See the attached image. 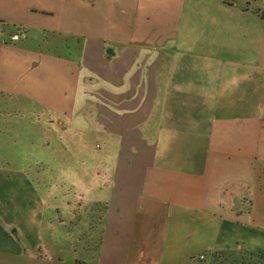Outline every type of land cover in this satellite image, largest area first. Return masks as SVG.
Returning a JSON list of instances; mask_svg holds the SVG:
<instances>
[{
    "label": "crops",
    "instance_id": "0c3cea01",
    "mask_svg": "<svg viewBox=\"0 0 264 264\" xmlns=\"http://www.w3.org/2000/svg\"><path fill=\"white\" fill-rule=\"evenodd\" d=\"M253 7L0 0V264L264 258V16ZM53 163L75 198L42 188ZM88 179H101L92 193ZM98 207L91 249L69 229ZM40 222L64 227L70 248L26 240Z\"/></svg>",
    "mask_w": 264,
    "mask_h": 264
},
{
    "label": "rangeland",
    "instance_id": "374dc122",
    "mask_svg": "<svg viewBox=\"0 0 264 264\" xmlns=\"http://www.w3.org/2000/svg\"><path fill=\"white\" fill-rule=\"evenodd\" d=\"M229 1V0H228ZM254 1V7L252 10L254 13L259 12L261 17L264 16V0H253ZM261 19V18H260ZM262 21V20H260ZM39 138V135L37 133V139ZM58 150V149H57ZM99 150V149H98ZM58 154V151L57 153ZM55 154V155H56ZM49 156V154H48ZM18 160V159H16ZM39 160V159H37ZM45 161L51 160V159H43ZM54 162V160H53ZM54 163L52 164V170L49 174V178L47 182L39 181L40 183H43L44 185L42 188L47 190L48 192H51L53 195L58 191L57 196H55V199L60 202V200H68L73 199L75 196L73 195L75 191L74 190L77 185L74 184V181H71L73 184H69L70 177L62 178L54 172ZM99 181L101 179L94 180H81L82 184L80 185L81 188H90L91 193L93 190H95V186L99 185ZM20 217H22V214L20 211H18ZM11 214V213H9ZM102 214H103V208L98 207L94 208L89 212H84L80 214L82 215L83 219L88 218V222H79L78 220L75 221V225L70 228L69 230L74 234L75 237H81L85 241V246L88 248H97L98 240L100 238V232H101V223H102ZM9 220H12L11 215H8ZM66 218V215H65ZM68 219V218H67ZM19 222V221H16ZM34 222V221H33ZM36 224H38V221L36 220ZM54 225L51 228H46L49 225V222L46 223V227H44V224L40 222V228L35 225V228H31L29 226L25 227V233H26V240H28L31 243L39 244L43 248V250L46 248V250H49L50 252H55V250H59L60 247L62 249L67 250L70 248V244L72 240L66 239L65 231L66 229L63 227H59V223L54 222ZM16 230V229H14ZM13 230V233H14ZM75 246V245H74ZM72 251V250H71ZM204 252V251H203ZM215 254H219V259H215L218 257ZM200 255L199 251L195 252V256L191 258V264L193 260ZM204 255L206 256V260L202 264H264V258L260 257H251L246 256L242 257L238 255L233 250H222V251H212V252H204Z\"/></svg>",
    "mask_w": 264,
    "mask_h": 264
},
{
    "label": "built area",
    "instance_id": "2783aa9c",
    "mask_svg": "<svg viewBox=\"0 0 264 264\" xmlns=\"http://www.w3.org/2000/svg\"><path fill=\"white\" fill-rule=\"evenodd\" d=\"M2 29H3V25L0 23V31ZM18 39H19L18 34L11 36L12 41H17ZM205 260H206V256L204 254H201L193 260L192 264H202L205 262Z\"/></svg>",
    "mask_w": 264,
    "mask_h": 264
},
{
    "label": "trees",
    "instance_id": "16d2710c",
    "mask_svg": "<svg viewBox=\"0 0 264 264\" xmlns=\"http://www.w3.org/2000/svg\"><path fill=\"white\" fill-rule=\"evenodd\" d=\"M215 255H217L218 257L216 258V256H214V258H215V259H219V257H220L219 254H215Z\"/></svg>",
    "mask_w": 264,
    "mask_h": 264
}]
</instances>
